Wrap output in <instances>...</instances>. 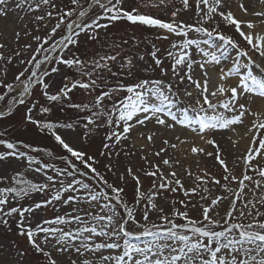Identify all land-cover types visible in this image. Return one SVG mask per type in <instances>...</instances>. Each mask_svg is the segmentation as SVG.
<instances>
[{"label":"snow or ice","instance_id":"obj_1","mask_svg":"<svg viewBox=\"0 0 264 264\" xmlns=\"http://www.w3.org/2000/svg\"><path fill=\"white\" fill-rule=\"evenodd\" d=\"M7 2L8 0H0V6L6 5ZM232 2L233 0H194L197 20L188 23L177 20L176 17L181 10L186 11L193 7L190 0H181L182 9L171 11L168 20L145 14L139 7L129 10L124 7V0H87V7L81 0H70L74 7L67 9L59 6L56 0H16V7L26 8L28 12L42 11L47 7L49 10L36 15L35 20L46 22L45 27L53 20L55 23L46 36L33 37L36 48L31 58L27 61L21 60L22 64L31 65L30 74L26 79H21L29 72L26 67L15 77L22 90L17 97L9 101L6 111H0V119L10 116L17 104L25 105L26 98L32 96L37 87L52 106L67 101L69 108L88 113L71 123L38 121L32 114L38 102L28 107L24 119L38 126L40 131H46L66 153L55 157L62 160L65 167L52 166L55 176L44 173L50 183L37 184L17 173L11 178L16 186L0 187V224L9 226V218L18 217L17 234L26 238L35 254L45 258L44 264H264V219L261 218L264 217V212L258 207H264V167L253 163L264 159V118H261V113L252 111L250 107L253 96L264 98V78L254 74L252 66L259 69L260 73H264V68L249 55V52H254L264 58V30H257L264 29V10L249 12L241 0L240 11L254 18L243 20L231 10ZM255 2L264 5V0ZM143 6L167 7L168 0H148ZM96 8L101 10V13L90 18L89 14ZM6 11L5 7H0V16L5 15ZM217 17L220 18L219 21ZM119 21L131 26L164 30L167 34L162 38L166 40L170 37L179 38L172 40L170 50L167 51V57L171 61L169 69L163 67V61L157 55L159 49L155 45H152L153 50L148 53L162 76H168L169 71L171 72V78L167 82L164 79L141 78L126 84L117 79L112 85L103 73L107 72L116 78L122 74L132 76V69L135 67L132 58L124 57V62L119 65L120 70L113 71V65L120 56L119 52L115 55L82 59L73 51L74 48H79L81 34L88 40L99 41V30L108 29ZM209 23L214 27L209 29L205 26ZM220 23L231 28L239 39L221 32ZM190 34H203L206 38L200 39ZM214 38L220 43H216ZM241 41L247 45L246 48L240 47ZM221 45L238 50L231 66L222 64V58L227 55V47L222 49ZM3 47L5 45L0 44V48ZM31 47L30 44L25 45L26 49ZM110 47L119 48L120 45L113 44ZM193 47L199 53L198 59L189 52ZM16 55L19 56L20 53ZM240 58L247 59L241 63ZM3 59L5 57L0 53V60ZM138 59L144 61L145 57L139 55ZM8 62L11 63V57ZM60 66L67 68L72 75L63 74V86L57 92L50 93L48 90L52 85L45 82V78L60 73ZM209 66L218 73L221 81L214 89L210 88ZM197 68L200 70L199 76L196 74ZM242 68L246 73H242ZM124 69L127 70L126 73H123ZM153 70L151 66L144 69L145 72ZM173 79L177 85L188 82L184 96L191 98L195 91V106L191 108L192 112L197 113L195 118L188 115L187 108L182 111V118H178L172 111V97H179V93L174 91ZM232 80L236 81L235 86L232 85ZM0 86L7 89L4 95H0V101L5 100L8 93L15 90L11 83L0 81ZM76 89L83 90L88 95H96L91 103H73L70 93ZM242 100L246 103H242ZM106 101L110 102V107ZM52 106H40L39 112L50 113ZM246 116H252L254 119L250 127L246 126L245 136L250 141L243 157L246 171L242 178H238L231 174L225 161L221 159L216 141L206 139V136L216 130L235 131L234 126L243 124ZM149 123L153 125V130L140 133L149 144H155V138L161 134L160 129L172 130L181 125L190 129L207 144L216 147V159L225 173L222 177L224 183L207 171L201 176L184 169L185 174L194 176L195 181L194 187L185 188L181 176L174 170V166L180 165L179 159L169 156L163 158L160 164H155L148 160L147 155H141L140 158L154 170L141 168L137 171L154 178L152 189L148 192L142 191L140 176L131 166L125 167L124 172L119 175V180L123 182L126 176L131 177L136 185L130 205L124 198V188L110 183L97 169L95 165L99 161L96 155L89 154L77 145L87 142L100 128H106L99 155L109 160L105 165L107 171L114 172L115 165L111 161L113 157L118 159L121 155V151L117 150L118 146L130 139V133L136 126L147 129ZM77 128L84 131L76 139L67 138L60 131L63 129L75 132ZM173 135L178 143L164 138L161 141L163 146L154 150L152 155L161 157L170 150L178 151L180 145L187 143V140L181 139L179 135ZM0 145L9 150L0 152V161L8 157H25L27 154L20 151V147L31 149L33 152L46 151L50 157L54 155L51 151L33 148L22 141L13 143L0 139ZM191 153L205 154V149L192 146ZM134 154L124 151L126 157ZM206 155L213 156L214 153L207 152ZM28 161L31 164L33 158L29 156ZM161 165L167 167V174ZM48 167L49 165L45 164L33 171L41 172L42 168ZM248 171L254 172L260 179L254 180ZM78 177L93 181L95 187ZM6 179L0 177V183ZM245 181L253 185L250 189L253 196L259 193L257 199H245L244 190L249 187ZM232 182L238 183V190L229 188ZM208 184L219 186L228 195L215 196L207 205H199L201 212L200 218L197 219L189 214L190 207H197L191 204V198L199 196L201 201L208 200V196L198 191L202 189V192L211 195ZM50 187L54 189L50 198L36 203L34 207L10 206L12 201L18 202L32 192H44ZM178 191H182L184 196L189 198L188 201L172 200L170 211H165L157 202V197L163 198V192ZM65 193L79 194L67 195L65 198ZM225 200L229 201V207L221 215L219 208ZM238 201L243 207L237 206ZM54 203L67 205L72 211L52 219L37 221L33 226L32 214L35 210ZM177 203L183 210L176 207ZM73 204H85L88 207H73ZM93 206L98 211L93 212ZM137 208H142L139 218L136 214ZM150 215H155L156 220H150ZM66 228L68 230H65ZM2 247L3 245H0V248ZM104 250H108V254H104ZM73 252L76 258L65 262L63 256H71ZM17 255L23 259L27 252L17 246ZM89 255L96 259H90ZM16 264H19V261Z\"/></svg>","mask_w":264,"mask_h":264},{"label":"rangeland","instance_id":"obj_2","mask_svg":"<svg viewBox=\"0 0 264 264\" xmlns=\"http://www.w3.org/2000/svg\"><path fill=\"white\" fill-rule=\"evenodd\" d=\"M82 4L87 7V0H81ZM236 6L234 12H238L241 16L244 17L243 20L254 19L252 16H246L239 9V3L241 0H236ZM245 7L249 9V12L252 11H260L264 10V5H259L261 8L251 7L253 4L250 0H243ZM56 3L67 9L69 7H74L71 5L70 0H56ZM148 3V0H124V7L131 10L132 8L139 7L140 11L145 14H150L153 17L160 18L162 20H168L170 18V12L182 9L181 0H168V6L164 7H144L143 4ZM190 3H193V7L189 8L186 11L181 10L179 15L176 17L177 20H182L188 23H194L197 20L194 9V0H190ZM7 9L6 14L0 16V44L5 45V47L0 48V53H3L5 59L0 60V81H3L5 84L11 83L14 85V91L8 93L5 97V100L0 101V111H6L9 107V101L13 97H17L19 91L22 90V86L15 80V77L19 75L21 71H24L27 67L29 72L25 73V77L21 79H26V77L30 74L31 65L22 64L21 60L27 61L31 58L33 54V50L36 48V42L33 37L36 35L46 36L50 31L51 27L54 25L55 21L47 24V27L44 26L46 22H37L35 20L36 15L43 14V11L49 10L45 7L42 11L37 12H28L25 9H19L16 7V0H8L7 4L4 6ZM101 10L98 8L93 9L89 14L90 18L94 15H99ZM75 18V17H73ZM217 21L220 20L219 17L216 18ZM102 23L106 21H101ZM2 24V27H1ZM209 29L214 27L212 23L205 25ZM225 35H231L234 39H239L238 36L234 33L231 28H227L223 23H220V29ZM100 40L99 41H91L86 39L84 34H81L80 37V45L78 50L73 49L77 55H80L82 59H91L93 57L98 58L99 55H107L112 54L115 55L116 52L120 53L118 57V61L113 65V71H118L120 63H123L124 57H130L133 59V63L135 67L132 69L133 75L127 76L126 74H122L120 77H111L109 73L104 72L103 75L109 81L110 84L114 85L117 82V79L122 80L124 83H132L135 80L141 78H153V79H164L166 82L171 78V72L169 71L168 76H162L160 69L156 68L151 57L148 55L149 52L153 50L152 45H155L156 48L159 49L157 53L158 57L163 61V67L165 69L170 68L171 61L167 57V51L170 50V45L172 40H177V37H170L169 39H163L162 37L167 33L164 30L160 29H149L142 26H131L124 21L116 22L114 25L109 27L108 29H100ZM194 36H198L200 39H204L206 37L203 34H190ZM216 40V38H214ZM124 41H127L125 44ZM216 43H220L216 40ZM32 45L31 48L26 49L25 45ZM116 44L120 45L119 48L110 47L111 45ZM227 47V55L222 58V62L225 65H231L233 62V58L237 57L238 50L232 49L231 47L221 45V48ZM241 48H246L247 45L241 41ZM197 54L199 53L195 51L194 47L189 49V52ZM16 53H20L19 56ZM139 55H144V61H140L138 59ZM249 55L252 59L259 64L260 66H264V58L259 59V56L254 52H249ZM11 57V63L8 62V58ZM39 58V57H38ZM241 63L245 62L247 58H240ZM256 60H260L258 63ZM111 63V62H110ZM151 66L153 71L145 72L144 69L146 67ZM61 67V72L57 74H53L50 77L45 78V82L51 83V87L49 88L50 93H55L59 90L60 87L63 86L62 76L67 73L72 75L67 68ZM252 70L254 74L259 75L261 78H264V73H260L259 69H256L252 66ZM126 69L123 70V73H126ZM242 73H246L245 69H241ZM174 85V91L179 93V97L173 96L172 99L174 101L172 111L177 115L178 118H182V111L187 108L188 115L192 118H195L197 113L192 112L191 108L195 106V91L193 92V97L184 96V89L188 88V82L185 81L183 84H178L176 80H172ZM235 86V85H234ZM7 92V89L0 86V95H4ZM72 97L73 103H91L93 96L86 94L83 90L76 89L72 93H70ZM38 102V103H37ZM33 103H37V107L33 109V117L38 121H51L58 123H71L79 120L80 117L87 115L88 113L78 112L75 109L69 108L67 106V101L63 104H56L52 106L50 102L46 101L44 96L42 95V91L39 90V87L33 90V95L26 98L25 105H16L13 108L12 114L10 116H5L0 119V139L7 140L9 142L16 143L18 141H22L24 144L31 145L33 148L45 149L47 151H51L54 155L48 156L46 151L33 152L31 149H26L20 147V151L25 152L27 155L25 157H8L5 160L0 161V177L7 178L4 182L0 183V187H8V186H16L14 185L11 178L17 173L22 174V178L30 180L37 184L50 183L46 180L44 173L48 175L55 176L56 173L53 171L52 166L56 168H63L65 164L62 160L56 159L55 157L66 155L64 151L55 143V141L51 138V136L45 131H40L39 127L36 125H32L28 123L24 117L28 107H31ZM106 104L110 107V102L106 101ZM40 106H52V111L50 113L42 114L39 112ZM264 118V116H261ZM254 118L252 116H246L244 118V123L241 125H236L235 131L231 130H216L215 132H209L206 136V139H214L216 144L219 147V154L221 159L225 161V164L230 169L231 174L235 175L238 178H242L245 170L244 167V154L247 151L249 146V139L244 136L241 142H237V137L240 129L247 130V127L251 126V122ZM246 122H249L250 125H247ZM149 130H153V125H147V129L142 128L137 130L136 128L130 133V139L123 142L122 145L118 146L117 150L121 151L120 157L117 159L113 157L111 163L115 165L114 172H108L105 165L109 163V160L99 155V150L102 146V138L104 137L107 129L100 128L96 134H94L91 139L87 140L84 143H78L77 146L81 147L83 150L87 151L89 154L96 155L99 163L95 165L97 169L105 176V178L117 187L124 188V198L130 203L133 200L135 195V181L131 179V177H127L125 181L119 180V175L124 172L125 167L131 166L134 171L137 172V175L140 176V180L142 182V191L148 192L152 189L153 179L152 177H148L143 175L142 172L137 170L144 168L149 171L154 170L150 167L148 163L142 160L141 155H147L148 160L155 163L160 164L163 158H169V156L175 157L180 160V165L174 166V170L181 176L182 182L185 188H192L195 186L194 176H188L185 174L184 169L190 170L194 175H204V172L207 171L211 174V176L216 179H220L221 183H224L222 177L225 175L223 167L219 164L216 159L215 153L217 152V148L213 145H209L205 142V140H201L198 135L192 133L190 129H185L181 125H177L176 128L172 130L160 129V135L155 138V144H149V142L140 136L141 132H147ZM61 134L70 139H76L80 134L83 133L82 128H77L75 132H71L70 130H60ZM181 132L185 136H181V139L187 140L186 144L180 145L178 151L170 150L168 153L162 154L161 157H155L152 155L154 150H158L162 147V139L169 138L173 143H178L174 139L175 133ZM241 137V136H239ZM187 138V139H186ZM192 139H196L198 145L192 143ZM242 139V138H241ZM236 140V141H235ZM235 142V144H234ZM246 145V146H245ZM198 146L205 149V154H195L191 153V147ZM143 149V151H141ZM9 151L4 145H0V152ZM124 151L134 152V155L125 156ZM207 152L214 153L213 156L206 155ZM33 158V162L30 164L28 161V157ZM39 161V163H36ZM253 163H257L260 166L264 167V159H258ZM49 165L48 168H42L41 172L33 171V169L37 167H42V165ZM164 168L165 173L169 171L166 166L161 165ZM249 175L253 176L254 180H259L260 177L256 175L252 171H248ZM80 179H85L90 184H95L91 180H87L84 177H78ZM246 184L249 185L248 188H245L246 197L248 200H255L258 198L259 193L256 196H253V193L250 189L253 185L245 181ZM207 187L211 189V195L209 193L202 192V189H198L202 195L208 196V200L201 201L199 196H193L191 198V204L197 205L196 208H189V214L192 217L197 219L200 218L201 209L199 205H207L212 198L218 195H228L225 193L223 189L219 186H214L212 184H208ZM229 188L238 190L239 185L237 182H232L229 184ZM54 189L51 187L46 189L44 192H32L28 197L23 198L22 200L12 201L10 206H24L29 207L36 203H42L45 200L49 199L53 194ZM79 193H65V198L67 195H78ZM188 197H185L182 191H178L176 193L172 192H163V198L157 197V202L165 208V211H170V202L172 200H185L188 201ZM238 207H243L241 202H237ZM73 207L87 208L88 205L85 204H73ZM176 207L180 210H183V207L177 203ZM229 207V201L225 200L219 208L220 214L223 215L224 212ZM261 212H264V207H260L258 205ZM93 212L98 211L95 206L91 209ZM72 208L62 203H54L47 207H42L41 209L35 210L32 214L33 226L35 222L42 221L44 219H52L57 215H64L67 212H71ZM123 211L122 209L120 210ZM142 213V208H137L136 214L137 218L140 217ZM264 219V217H261ZM16 218H9V226H5L0 224V245H3L0 248V264H16L19 261V264H44L45 258L35 254L34 251L30 248L27 243L25 237L19 236L17 234L16 229ZM150 220H156L155 215H150ZM158 222V221H157ZM247 222V220L245 221ZM75 227V225H72ZM9 228L11 230H9ZM65 230H68L66 228ZM42 235V234H41ZM15 242V244L13 243ZM99 242V241H97ZM134 243H143V241H133ZM77 244L79 241L76 242ZM17 246L21 250H25L27 255L21 259L17 255ZM104 254H108V250H104ZM87 255V254H86ZM76 254L73 252L71 256L65 254L63 256V260L65 262L70 259H75ZM90 259L95 260V257L89 255Z\"/></svg>","mask_w":264,"mask_h":264},{"label":"bare ground","instance_id":"obj_3","mask_svg":"<svg viewBox=\"0 0 264 264\" xmlns=\"http://www.w3.org/2000/svg\"><path fill=\"white\" fill-rule=\"evenodd\" d=\"M236 0H233V2H232V4H231V10L234 12V8H235V6H236V2H235ZM251 2H252V0H250ZM259 5H261V4H259V3H256L255 2V0H253V4H252V6L251 7H257V8H261V6H259ZM234 14L239 18V19H244V17L243 16H241V14L240 13H238V12H234ZM1 27H2V24H1ZM257 30H264V29H257ZM190 53H192V51H190ZM192 55L193 56H195L197 59L199 58V56H197V54H194V53H192ZM259 59H261V57H259ZM258 63L260 62V60H256ZM222 64H223V62H222ZM223 65H225V64H223ZM227 66H231V65H227ZM209 68H210V75H211V80H210V88L211 89H214V88H216V86L218 85V84H220L221 83V81L219 80V76H218V73L215 71V70H212L211 69V66H209ZM261 68H264V66H261ZM196 74H197V76H199L200 75V70L197 68L196 69ZM201 79H203L202 77H201ZM231 83H232V85L234 86L235 84H236V81L235 80H232L231 81ZM242 103H246V101H244V100H242L241 101ZM250 107H251V110L252 111H254V112H258V113H261L262 115L261 116H264V98H260V97H258V96H253V98H252V102H251V105H250ZM246 124L247 125H250V123L249 122H246ZM148 125H151V123H149ZM236 127V126H235ZM143 127H141V126H136V129L137 130H139V129H142ZM247 130H241L240 129V131H238L239 132V134L238 135H235V137H237V142H241V140H243V137L245 136V132H246ZM175 135H179L180 137L181 136H185L184 134H181V132L179 131L178 133H175ZM239 136H241V137H239ZM242 138V139H241ZM187 139V138H186ZM235 140V141H236ZM192 143L193 144H196V145H198L199 146V144H197V142H196V139H192ZM244 142H241L240 144H243ZM246 146V145H245Z\"/></svg>","mask_w":264,"mask_h":264}]
</instances>
